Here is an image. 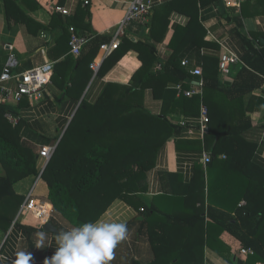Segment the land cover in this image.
Instances as JSON below:
<instances>
[{
  "label": "crops",
  "instance_id": "1",
  "mask_svg": "<svg viewBox=\"0 0 264 264\" xmlns=\"http://www.w3.org/2000/svg\"><path fill=\"white\" fill-rule=\"evenodd\" d=\"M35 1L39 6L31 10V16L36 22L48 26L52 21L53 12H50L47 6L58 4V0ZM83 1H63L61 6L69 12L68 15L61 14L66 23L71 20L78 6H82ZM88 1L91 16L90 19L85 18V22L90 21L93 34L90 31L86 33L110 37L111 40L105 44H110L115 36L118 39L117 45L123 38L130 43L146 39L154 44L158 59L164 61L171 54L169 44L175 38L180 44L179 55L181 61H186L183 66L189 75L187 87L183 86L184 88L196 85L200 78L203 80V75L200 77L191 74L194 68L200 67L203 73V64L207 57L217 58L219 62L220 55L225 52L236 55L244 63L245 69L264 79V74L260 73L264 64L258 61L252 68L246 63L245 58L248 57L240 38V34L245 37H251L252 33L264 34V0H240L237 5L231 3L229 5L225 0H221L227 10L224 14L232 17L229 21L222 16L219 5L211 0H205L208 2L204 5H200L199 0H176L178 9L175 8L168 16L164 15L162 6L173 0H152L153 7L146 20L127 21L118 35L120 23L133 0ZM196 11L195 27L187 33L179 32L180 28L190 23V16ZM67 37L68 34L62 31L59 25L46 30L41 29L33 34L24 24L13 22L8 24L3 3L0 0V74L9 55H13L18 61L13 70L17 73L46 60L53 61L55 69L58 63L70 54ZM262 42L264 43V38ZM252 43L256 47L254 41ZM100 47L95 57L88 63L89 66L86 64L87 60L81 68H78V62L74 64L77 75L74 85L71 78L67 80V87L61 85V81L56 82L51 78L50 83L44 88L43 97L37 101L31 102L25 97L20 101L4 98L2 87L13 90L16 82L15 80L0 81V102H5L17 110L19 118L17 124L22 126V140L38 153L37 168L39 170L37 174H30L13 184L14 196L10 195L0 200V258L7 257L2 264H15L16 254L20 251L30 255L29 264H43L44 260L50 258L56 250V235L46 232L47 247L37 248L35 234L40 230L44 231L42 225L51 221L63 231L73 227L50 205L48 185L40 173L46 161L39 156V151L43 146H55L76 107L83 102H94L107 83L129 86L133 75L142 65L137 52L129 48L101 74L92 71L87 83L81 88L82 79L89 71L90 64L96 61L99 69L102 61L115 49L104 54ZM241 67L233 65L227 73H220L218 70L217 80L220 89L209 90L202 86L199 93L193 94L200 97L198 110L181 107L166 114L171 122L183 126L180 133L176 135L180 139L179 145L176 146L175 141L171 139L157 151L154 166L148 169L144 177L137 182L140 188L136 193L138 201L134 200L135 203L132 205L123 199H115L99 217L124 222L128 227L127 239L115 248L114 259L110 261V264H130L133 260L140 262L152 260L155 253L151 241L158 242L160 249L186 242L183 246L187 248L188 256L194 257L193 254H197L202 249L203 264H233L228 257L238 253L239 242L229 232L222 231L218 234L216 229H213L211 243L207 244L202 242L203 230L199 222L193 227L182 228L168 225L156 216H152L148 224L140 226L139 213L144 205L155 204L165 213L180 215L179 204L168 196L173 192L175 195L183 194L184 186L194 177L196 166L200 163L206 165L202 162V155L204 152H210L207 146H214L218 141L217 137L210 141L209 136H206L209 119L207 124L202 123L201 106H204L208 113L207 105L203 102V95H206L211 109H214V114H217L221 122L238 121L239 115L244 111V119H249L251 125L241 133V137L255 144L252 160L264 170V105L256 100L259 97L264 99V83L260 88L256 87L235 96L241 82L238 79ZM175 85V82H168L166 88H160L153 82L143 90L140 101L150 113L159 115L162 112V100L154 96L153 87H156L160 94H167L165 91L171 90ZM180 96L181 94H176L175 98ZM24 101L25 104L20 105ZM4 117L9 121L6 115ZM225 157L224 152L219 153V158ZM4 175L5 170L0 164V176ZM196 190L197 192L199 190L198 182H196L195 192ZM17 197L22 199L18 200ZM34 210L39 211L40 216L36 217ZM148 227H151V239L148 235Z\"/></svg>",
  "mask_w": 264,
  "mask_h": 264
},
{
  "label": "trees",
  "instance_id": "2",
  "mask_svg": "<svg viewBox=\"0 0 264 264\" xmlns=\"http://www.w3.org/2000/svg\"><path fill=\"white\" fill-rule=\"evenodd\" d=\"M63 1L58 0V5H62ZM175 1L162 6L165 16L175 8L178 9ZM211 1L219 5L226 20L232 19L224 14L227 10L221 0ZM199 2L204 5L208 1ZM2 3L7 23L24 24L33 34L59 25L68 34L67 43L70 27L86 35L87 43L78 57L68 54L53 71L52 79L61 81L64 87H67V80L70 78L73 85L76 82L74 64L78 62V68H81L87 60L86 64L89 66L88 63L95 57L98 48L111 40L110 37L92 35L90 21L85 22V18L90 19L91 16L89 3L84 1L69 22L66 23L60 13L53 12L48 26L36 22L31 16V10L39 6L35 0H2ZM196 24L197 11L190 16V23L180 28L179 32H190ZM240 38L248 57L245 58L246 63L252 68L258 61L264 64V34L252 33L251 37L240 34ZM169 47L171 54L161 61L154 44L149 40L139 39L130 43L123 38L102 61L97 73L101 74L126 50L133 48L142 65L133 75L132 84L120 86L107 83L94 102L81 103L58 141L41 176L48 185L51 207L72 226L95 221L115 199H123L132 205L134 200L138 201L136 193L140 188L137 182L154 166L157 151L171 139L176 146L180 143L176 135L183 126L171 122L166 114L181 107L198 110L200 97L181 95L175 98V87L165 91L167 94H160L153 87L154 96L162 100L163 107L159 115L150 113L140 101L143 90L153 82L160 88L167 86L168 82L187 87L189 75L181 64L180 44L174 38ZM158 62H161V68L155 69ZM92 71L89 68L84 75L81 88L87 83ZM260 71L264 74V68ZM218 74V59L207 57L202 73L204 88L220 89ZM238 79L241 82L235 96L260 88L264 83L262 77L244 67L240 68ZM256 100L264 105V99L259 97ZM203 102L207 105L209 119L206 136H209L210 141L215 137L218 139L214 146H207L210 161L205 166L201 163L196 166L194 177L184 186L182 195H175L173 192L168 196L179 204L180 215L165 213L155 204L143 206L141 202L143 208L139 213L140 226L148 224L152 216L168 225L182 228L193 227L199 222L203 230L202 242L211 243L212 230L216 229L218 234L222 231L229 232L237 239L240 248L252 250L243 259L239 253H234L232 257H228L231 263L255 264L264 261V170L252 160L255 144L241 137V133L251 125L250 120L244 119L242 111L238 121L221 122L217 114H214V109H211L206 95H203ZM24 104L25 101L20 103ZM6 113L14 116L18 114L15 108L0 102V164L5 170V175L0 176V200L15 195L13 184L16 181L39 171L38 153L22 140L21 124L12 125L4 117ZM220 152L225 153L224 159L219 158ZM196 182L198 192H195ZM17 199L21 200L22 197ZM147 230L151 239V227ZM183 244L160 249L158 242L151 241L155 253L153 259L147 262L133 260L130 264H203L202 249L193 254L194 257L188 256Z\"/></svg>",
  "mask_w": 264,
  "mask_h": 264
},
{
  "label": "built area",
  "instance_id": "3",
  "mask_svg": "<svg viewBox=\"0 0 264 264\" xmlns=\"http://www.w3.org/2000/svg\"><path fill=\"white\" fill-rule=\"evenodd\" d=\"M226 3L230 5H237L240 0H225ZM88 0H84V3H88ZM153 6L152 0H133L130 4L128 11L121 21L117 35L122 32L123 25L131 20V19H141L143 21L146 20L147 15L150 13ZM47 9L50 12H57L62 15H68V10L58 4H51L47 6ZM69 40L68 47L69 53L78 56L81 53L83 46L87 43L88 38L86 35L78 33L72 27L69 29ZM117 36L110 44H102L100 48L103 49L104 54H108L114 48L117 47ZM18 64L17 59L14 58L13 55H9L5 65L2 68L0 74V81L6 82L10 80H15L16 87L11 90L10 88L2 87V92L4 93V98H12L15 101H20L23 97L27 98L31 102L37 101L43 97V91L46 85H48L51 81L52 74L54 71V62L50 60L43 61L41 64L35 65L26 69L23 72L17 73L13 70L16 68ZM182 65L186 64V61H181ZM242 66L244 67V63L233 53H222L218 62V70L220 73H227L231 66ZM98 66L96 61H93L90 64V68L93 72H97ZM161 68V62H158L155 66V69ZM191 74L200 76L202 75V70L200 67H196L191 71ZM204 81L202 78L198 81L196 85H191L190 88H184L180 83H176L175 89L178 95L191 96L193 94L199 93L201 87L203 86ZM8 96V97H7ZM6 117L9 121L15 125L17 124L19 118L17 116L12 115L11 113H6ZM201 119L203 124L208 123L207 110L204 106H201ZM54 152V146L47 145L43 146L39 151V156L42 157L45 161H47ZM210 161V154L208 152H204L202 155L203 164H207ZM142 210V209H141ZM34 215L36 217L40 216V212L34 210ZM237 252L246 257L249 253H252V250L247 248H238ZM255 264H264V261L256 262Z\"/></svg>",
  "mask_w": 264,
  "mask_h": 264
},
{
  "label": "clouds",
  "instance_id": "4",
  "mask_svg": "<svg viewBox=\"0 0 264 264\" xmlns=\"http://www.w3.org/2000/svg\"><path fill=\"white\" fill-rule=\"evenodd\" d=\"M35 235L36 247H47L46 232L40 230ZM127 236L128 227L124 222L100 218L84 222L57 233L56 250L43 264H110L114 259L115 248ZM16 256L15 264H29L31 259L25 251L18 252ZM6 259L0 258V264Z\"/></svg>",
  "mask_w": 264,
  "mask_h": 264
},
{
  "label": "water",
  "instance_id": "5",
  "mask_svg": "<svg viewBox=\"0 0 264 264\" xmlns=\"http://www.w3.org/2000/svg\"><path fill=\"white\" fill-rule=\"evenodd\" d=\"M77 108H78V107H76L75 110H74V112L72 113V115H71V117H70V119H69V121H68L66 127L64 128V130H63V132L61 133L60 137L58 138V140H57V142H56V144H55V146H54V149H55V147H56L58 141H59L60 138L62 137L64 131L66 130V128H67L69 122H70L71 119L73 118V116H74V114H75ZM49 159H50V158H49ZM49 159H48V160H49ZM48 160L46 161V163H45V165H44V167L42 168V170H41L40 173H42V171H43V169L45 168V166H46ZM42 229H43L45 232H51V233H53V234H55V235H57L58 232L63 231V230L59 229L58 227H56L51 221H48V222L44 223V224L42 225Z\"/></svg>",
  "mask_w": 264,
  "mask_h": 264
}]
</instances>
